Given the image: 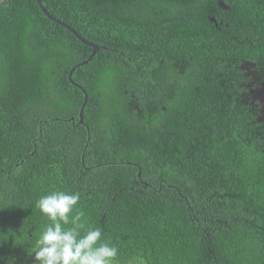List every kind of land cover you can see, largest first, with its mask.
<instances>
[{
	"label": "trees",
	"instance_id": "trees-1",
	"mask_svg": "<svg viewBox=\"0 0 264 264\" xmlns=\"http://www.w3.org/2000/svg\"><path fill=\"white\" fill-rule=\"evenodd\" d=\"M41 1L100 51L77 67L93 48L36 0L0 4V264H37L35 203L57 190L81 194L118 264H186L199 240L224 264H264V120L250 93L264 82V0H215L229 8L215 33L198 27L208 0L172 3L160 79L131 74L156 59L105 56L101 0ZM133 33L116 48L133 59L138 41L164 42Z\"/></svg>",
	"mask_w": 264,
	"mask_h": 264
},
{
	"label": "flooded vegetation",
	"instance_id": "flooded-vegetation-1",
	"mask_svg": "<svg viewBox=\"0 0 264 264\" xmlns=\"http://www.w3.org/2000/svg\"><path fill=\"white\" fill-rule=\"evenodd\" d=\"M102 8L99 9L101 18L103 23L101 24L103 36L105 40L103 41V48L107 51L106 57H109L110 53H115V58H120L121 61L126 63L134 62L135 64L139 61L138 56L142 55L143 59L148 60H157L159 63H163V66L155 67L149 73H136L135 67H133L132 75L137 76H147L149 78L160 79L162 77H166V73L162 70L166 68V65L169 63L168 61L171 58L170 48H165L164 45L168 39L166 38L167 33L174 27L177 26V20L173 16H171V6L172 3H181L186 5H196L195 0H101ZM223 4V8L221 6ZM220 7V9H218ZM218 7L215 3V0L207 1V10L205 12L199 13V21L201 24L198 26L202 31L207 33H215L222 32L223 26L228 27L229 25L225 23L224 15L222 12L229 11V8L223 3L219 2ZM183 16V14H181ZM188 25L185 26L187 29ZM152 31V33L150 32ZM155 31V33H153ZM124 32H134L135 42L136 39L146 38L150 40V44L157 39L158 42H163L161 46L158 47V50L154 48V45H147L144 41L139 43H144L143 48H147V50L143 49L142 53L137 52V47H135V59L127 56L123 51L116 49L122 46H126L127 41L121 40ZM238 33L237 31H235ZM164 36V39H162ZM236 36V35H235ZM158 43V44H160ZM238 43V42H233ZM151 46L154 48L150 51ZM99 47V46H98ZM132 48V47H131ZM100 51V47L98 52ZM141 62H144V60ZM140 62V61H139ZM161 68V69H160ZM254 77L257 80L262 79L259 74L254 73ZM255 82V81H253ZM256 83V82H255ZM250 86V85H249ZM253 94L252 103L254 107H260V112H264V82L260 83L259 87H255L254 90L250 91ZM254 101L258 103L255 104ZM260 121H263L264 118L261 115L259 118ZM197 235V234H196ZM199 236V235H198ZM194 240V239H193ZM200 244L206 245L203 247V251L201 254L198 253V247L193 248L191 246L192 252L196 250L195 256L193 259L186 264H224L219 261V257L215 249H213L209 243Z\"/></svg>",
	"mask_w": 264,
	"mask_h": 264
},
{
	"label": "clouds",
	"instance_id": "clouds-1",
	"mask_svg": "<svg viewBox=\"0 0 264 264\" xmlns=\"http://www.w3.org/2000/svg\"><path fill=\"white\" fill-rule=\"evenodd\" d=\"M80 201L79 192L59 190L36 201L35 207L47 221L31 248L37 264H118L119 248L101 228L87 224Z\"/></svg>",
	"mask_w": 264,
	"mask_h": 264
},
{
	"label": "water",
	"instance_id": "water-1",
	"mask_svg": "<svg viewBox=\"0 0 264 264\" xmlns=\"http://www.w3.org/2000/svg\"><path fill=\"white\" fill-rule=\"evenodd\" d=\"M6 0H0V4L4 3ZM37 3L39 4L41 10L44 12V14L53 22L63 26L64 28H66L67 30H69L71 33H73L82 43H84L85 45H88L90 47L93 48V52L92 54L90 55V57L82 62L81 64L77 65V67L79 66H82V65H85L87 64L88 62H90L92 60V58L96 55V53L98 52L99 50V47L91 42H88L87 40H85L82 36H80L71 26H69L68 24H66L65 22L61 21V20H58L57 18H54L47 10L46 8L43 6V3L41 0H36ZM221 6L223 8H226L223 6V4H221ZM76 67L72 69L71 71V74H70V80L72 81L71 77H72V74L73 72L75 71ZM74 83V82H73ZM81 90H83V88L81 86H78ZM88 101V96L86 94V97H85V101H84V104L82 106V109H81V112H80V118H81V123H83V111H84V107L86 105Z\"/></svg>",
	"mask_w": 264,
	"mask_h": 264
},
{
	"label": "rangeland",
	"instance_id": "rangeland-1",
	"mask_svg": "<svg viewBox=\"0 0 264 264\" xmlns=\"http://www.w3.org/2000/svg\"><path fill=\"white\" fill-rule=\"evenodd\" d=\"M262 104L264 105V102H262ZM262 116H263V118H264V112H262ZM13 264H16V263H13Z\"/></svg>",
	"mask_w": 264,
	"mask_h": 264
}]
</instances>
